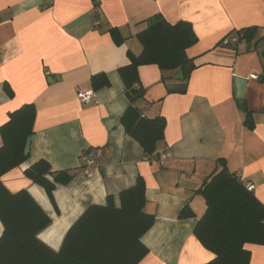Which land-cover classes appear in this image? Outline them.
<instances>
[{"label":"crops","instance_id":"0c3cea01","mask_svg":"<svg viewBox=\"0 0 264 264\" xmlns=\"http://www.w3.org/2000/svg\"><path fill=\"white\" fill-rule=\"evenodd\" d=\"M154 15L189 23L197 37L186 50L195 68L184 93L167 91V84L177 83L175 74L154 65L138 68L144 96L137 106L144 117L165 122L155 153L169 152L162 165L156 156L147 160L120 123L129 102L118 70L129 64V54L140 55L137 35ZM251 27L264 34L263 0H0V127L23 105L36 110L27 159L0 181L12 194L26 191L49 218L37 234L40 242L59 251L88 207L106 205L108 198L118 206L120 192L141 178L144 212L154 220L141 237L147 254L138 264L213 259L193 234L206 209L197 193L205 180L225 164L264 206V41L249 52L244 43L237 51L220 46ZM112 28L123 39L119 45ZM99 74L108 85L93 91L90 80ZM235 78L247 80L240 100L251 112L252 128L244 123ZM84 91L93 93L89 104L77 99ZM91 149L101 156L83 168L80 156ZM40 160L52 172L72 176L55 185L52 200L24 174ZM248 249L249 264H264V245Z\"/></svg>","mask_w":264,"mask_h":264},{"label":"trees","instance_id":"16d2710c","mask_svg":"<svg viewBox=\"0 0 264 264\" xmlns=\"http://www.w3.org/2000/svg\"><path fill=\"white\" fill-rule=\"evenodd\" d=\"M146 22L147 27L137 35L142 45L140 55L129 54V64L118 70L129 102L120 123L125 134L142 148L145 158H152L157 155V144L163 140L165 122L160 117H144L137 106L144 96L138 68L154 65L161 73L181 71L182 81L174 86L167 84V91L184 93L195 68L186 50L197 42V37L184 21L170 24L162 16L154 15ZM259 32L256 27L236 32L238 43L245 44V52L255 50L256 44L264 41V34L259 36ZM109 34L115 44L123 41L118 30L109 29ZM233 49L238 50L236 46ZM260 55L264 59V49ZM90 81L93 91L108 85L104 74L95 75ZM239 103L245 112V125L252 128L251 112L246 110L243 100L239 99ZM35 115L33 104L23 105L10 113L0 127V178L27 159L24 146L33 135ZM24 174L43 188L51 200L55 185L66 184L72 177L67 172H52L43 160L31 165ZM197 193L203 197L206 209L193 234L213 255L207 264H249L248 246L264 245V206L227 171L225 164L205 180ZM144 194L145 186L138 178L134 186L120 192L118 206L108 198L106 205L88 207L66 233L59 251L54 252L37 238L49 224L46 214L26 191L12 194L0 181V264H138L147 254L141 237L154 220L144 212Z\"/></svg>","mask_w":264,"mask_h":264},{"label":"built area","instance_id":"2783aa9c","mask_svg":"<svg viewBox=\"0 0 264 264\" xmlns=\"http://www.w3.org/2000/svg\"><path fill=\"white\" fill-rule=\"evenodd\" d=\"M94 2H98V0H94ZM98 12H96V16H98ZM94 26H99V20L94 21ZM220 46L222 47H239L238 39L236 35L229 36L221 40ZM256 76H253L252 79H256ZM93 98V93L92 91H84V92H78L77 93V99L79 100L80 103L82 104H89L92 101ZM101 156V150L100 149H91L85 152L80 156V161L83 165V168L89 167L93 165L97 159H99ZM170 158L169 152L165 151L162 152L158 155H156V158L154 159L155 162L158 164L162 165L164 164L168 159ZM149 161H152L153 158H146ZM85 175L87 177L91 176V173L88 171H84ZM247 190L251 191L252 186H246Z\"/></svg>","mask_w":264,"mask_h":264},{"label":"water","instance_id":"95a60500","mask_svg":"<svg viewBox=\"0 0 264 264\" xmlns=\"http://www.w3.org/2000/svg\"><path fill=\"white\" fill-rule=\"evenodd\" d=\"M247 47L249 48L250 46L247 45ZM173 79L176 81H182L183 79V73L181 71H178L174 76ZM247 83L246 79L243 78H235V88H236V97L237 99H242L243 98V91H244V87ZM33 139V136H29L26 139V143L24 146V155L27 156L28 152H29V147H30V143Z\"/></svg>","mask_w":264,"mask_h":264}]
</instances>
